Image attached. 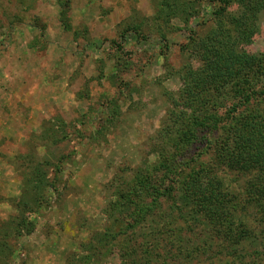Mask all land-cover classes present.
Listing matches in <instances>:
<instances>
[{
  "label": "rangeland",
  "instance_id": "1",
  "mask_svg": "<svg viewBox=\"0 0 264 264\" xmlns=\"http://www.w3.org/2000/svg\"><path fill=\"white\" fill-rule=\"evenodd\" d=\"M216 7L214 0H0V189L3 165L22 182L18 198L0 193L12 207L0 206V264H26L40 224L49 235L57 225L67 264H264L260 148L240 170L216 164L212 135L201 133L187 149L185 173L209 165L225 181L235 232L224 233L180 191L146 199L154 218L144 223L126 219L133 209L125 217L118 209L136 176L177 152L160 134L170 111L198 114L183 106L184 76L202 66L192 41L214 27ZM239 50L264 52V13ZM251 80V89L264 91V74ZM241 98L212 97L238 106L226 116L219 110L227 119L217 135L233 118L264 111V95ZM25 219L31 225L23 227ZM54 242L45 241L49 249Z\"/></svg>",
  "mask_w": 264,
  "mask_h": 264
},
{
  "label": "trees",
  "instance_id": "2",
  "mask_svg": "<svg viewBox=\"0 0 264 264\" xmlns=\"http://www.w3.org/2000/svg\"><path fill=\"white\" fill-rule=\"evenodd\" d=\"M214 2L217 4L214 8V27L204 36L194 37L192 41L196 46L197 56L202 59V66L196 70L189 68L184 76L183 106L190 109L196 107L198 114L187 115L184 110L179 109L170 111V125L164 127L160 134L167 138L166 144H176L179 148H175L176 153L168 154L167 157L172 162L167 161L164 154L163 162H157L150 169V173L136 176L128 194L125 191L118 198V209L123 216L129 208L133 209L126 219L132 218L134 223H144L148 217L154 218L152 204L147 205L146 199H152L153 203L173 197L180 191L185 201L190 202L217 224H221L224 233L230 234L231 230L235 232L232 228L234 225H231L234 216L228 209V187L214 171L216 168L202 165L193 172L185 173L183 166L192 162L190 159L186 161L187 149L200 139L201 133H204L203 136L214 137L207 139V148L213 149L211 154L216 156V164L222 163L231 170H240L246 166L248 160L255 159V149L264 150V111L249 110L248 113L233 118L234 121L226 125L229 127L227 132L220 136L217 131L226 122V114L237 111L238 106L233 104L231 110L230 106H226V102L216 105L212 101V97L231 98L236 93L241 95V99L247 104L255 95H264L263 90L251 89L253 74H264V52L247 56L239 50L242 44L251 42L264 13V0ZM235 5L239 6L240 12L232 15L229 9ZM227 18L231 20L232 29L225 27ZM224 109H228L225 116L218 114L219 110ZM210 127L212 131L207 132ZM209 132L210 134H207ZM170 139H173L171 143ZM258 164L260 167L257 178L264 179V162L258 161ZM256 184L251 185L252 192L253 186H258ZM258 190L259 194L264 196V182L259 185ZM43 200L38 201V206L42 205ZM26 225L31 224L25 219L23 227ZM32 231L31 226L28 232ZM18 233L21 234L22 231Z\"/></svg>",
  "mask_w": 264,
  "mask_h": 264
},
{
  "label": "crops",
  "instance_id": "3",
  "mask_svg": "<svg viewBox=\"0 0 264 264\" xmlns=\"http://www.w3.org/2000/svg\"><path fill=\"white\" fill-rule=\"evenodd\" d=\"M4 163V162H2ZM3 167H6V174L3 175V177L5 178L4 181V185L1 187L0 189V193L2 195H4V197L8 198H18V196L21 194V189H22V182L21 180L16 176V172L13 170L12 167H10V165H3ZM6 206L4 207V211L6 212H11L12 207L7 205V202H0V206ZM1 210L0 209V217L3 215L1 214ZM66 220H68V216L66 217ZM67 223V221H65ZM53 224H55L54 221H52ZM56 226L54 225V229L51 235L49 234H44V228L43 225H38L36 228V233H34V242H35V247H34V252L33 255H31V257L28 259L26 264H50L51 262H53V260H57V262H61L59 264H65L66 263V254L68 252V248L66 249V247L64 246V243H61L60 245L57 243L58 241H56L54 238L56 235H58L57 231H56ZM68 227L66 226V229ZM67 232V231H66ZM66 232H64L66 234ZM35 236L39 239L40 237H42V239L44 240V243H42V245H38ZM48 241L49 244L53 243V246H51V248L53 249H49V246L46 245L45 241ZM68 245V243H66ZM64 248V249H62ZM66 249V250H65ZM49 250L51 251V253L49 252ZM64 252V253H63ZM43 253V255H42ZM53 264H58V263H53ZM67 264V263H66Z\"/></svg>",
  "mask_w": 264,
  "mask_h": 264
}]
</instances>
